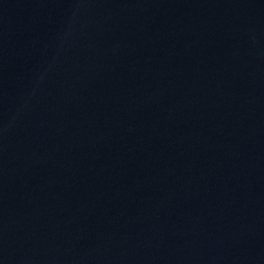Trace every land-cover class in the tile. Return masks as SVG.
Returning <instances> with one entry per match:
<instances>
[{"label": "water", "instance_id": "obj_1", "mask_svg": "<svg viewBox=\"0 0 264 264\" xmlns=\"http://www.w3.org/2000/svg\"><path fill=\"white\" fill-rule=\"evenodd\" d=\"M0 264H264V0H0Z\"/></svg>", "mask_w": 264, "mask_h": 264}]
</instances>
